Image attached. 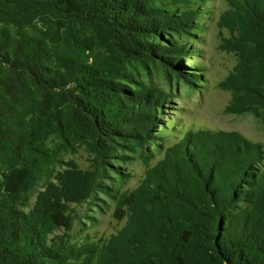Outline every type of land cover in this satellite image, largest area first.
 <instances>
[{
	"label": "trees",
	"instance_id": "trees-1",
	"mask_svg": "<svg viewBox=\"0 0 264 264\" xmlns=\"http://www.w3.org/2000/svg\"><path fill=\"white\" fill-rule=\"evenodd\" d=\"M161 2L0 0V264H70V205L100 188L108 154L158 138L161 97L124 82H134L138 62L180 70L176 54L186 49L162 39L169 30L188 32L190 14ZM250 17L256 47L238 69L249 110H257L264 107V9ZM84 145L96 154L95 169L55 171L66 151ZM254 164L191 166L161 197L145 242L110 252L112 264H264V172L251 171Z\"/></svg>",
	"mask_w": 264,
	"mask_h": 264
},
{
	"label": "rangeland",
	"instance_id": "rangeland-1",
	"mask_svg": "<svg viewBox=\"0 0 264 264\" xmlns=\"http://www.w3.org/2000/svg\"><path fill=\"white\" fill-rule=\"evenodd\" d=\"M160 6L190 14L188 32L169 30L162 39L166 46L186 49L176 54L180 70L160 60L138 62L134 82H124L129 89L151 87L161 97L164 109L154 125L158 138L144 149L126 146L108 154L100 166V188L89 200L70 205L75 218L66 244L70 264H112L110 252L145 242L161 197L194 164L216 162L227 170L253 161L251 171L264 172V107L249 110L238 69L256 47L250 14L263 10L264 0H163ZM61 160L55 171L97 167L96 154L86 145L76 153L66 151ZM53 179L36 187L25 211ZM64 233L60 229L50 237Z\"/></svg>",
	"mask_w": 264,
	"mask_h": 264
}]
</instances>
